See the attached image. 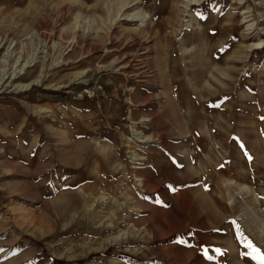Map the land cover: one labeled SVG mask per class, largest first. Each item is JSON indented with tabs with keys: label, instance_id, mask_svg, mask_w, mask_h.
I'll return each mask as SVG.
<instances>
[{
	"label": "rangeland",
	"instance_id": "rangeland-1",
	"mask_svg": "<svg viewBox=\"0 0 264 264\" xmlns=\"http://www.w3.org/2000/svg\"><path fill=\"white\" fill-rule=\"evenodd\" d=\"M118 2L0 0V264H264V0Z\"/></svg>",
	"mask_w": 264,
	"mask_h": 264
},
{
	"label": "bare ground",
	"instance_id": "bare-ground-1",
	"mask_svg": "<svg viewBox=\"0 0 264 264\" xmlns=\"http://www.w3.org/2000/svg\"><path fill=\"white\" fill-rule=\"evenodd\" d=\"M119 2L117 3V4H121V8L122 7H124V6H126V5H129V0H118ZM198 2V1H200V0H187V2L189 3V5L190 4H193V3H195V2ZM108 2V1H107ZM115 2V1H114ZM133 15H136V14H133ZM132 15V16H133ZM137 16V15H136ZM142 16H143V18H142V22H144V25H146L145 27H147L148 26V23H149V21H148V18H149V16H147L146 14H142ZM134 17V16H133ZM147 23V24H146ZM3 86V84L0 86V88ZM205 188V187H204ZM197 198V197H196ZM199 198H201L200 196H199ZM199 198H198V200H199ZM204 199L205 198H202V199H200V202H201V204L203 203V201H204ZM209 201V200H208ZM210 203V202H209ZM204 204H205V202H204ZM213 207V206H212ZM200 210H202V209H200ZM209 211V210H208ZM209 215V214H208ZM238 242H235V243H233V244H231L230 245V251L233 253L237 248H238ZM232 256H233V260H232V262H233V264H244V262H245V260L244 259H242L243 261H241V259L239 258L238 259V257L237 258H235V256H236V251H235V254H232Z\"/></svg>",
	"mask_w": 264,
	"mask_h": 264
}]
</instances>
